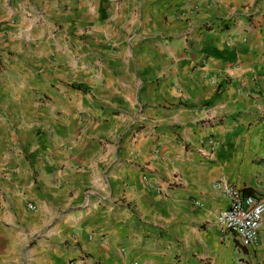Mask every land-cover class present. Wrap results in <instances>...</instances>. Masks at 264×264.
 <instances>
[{
	"label": "crops",
	"instance_id": "1",
	"mask_svg": "<svg viewBox=\"0 0 264 264\" xmlns=\"http://www.w3.org/2000/svg\"><path fill=\"white\" fill-rule=\"evenodd\" d=\"M219 180L264 198V0H0V264H264Z\"/></svg>",
	"mask_w": 264,
	"mask_h": 264
},
{
	"label": "built area",
	"instance_id": "2",
	"mask_svg": "<svg viewBox=\"0 0 264 264\" xmlns=\"http://www.w3.org/2000/svg\"><path fill=\"white\" fill-rule=\"evenodd\" d=\"M244 40L246 41L247 37ZM208 141L214 150L218 142L212 137ZM143 177L151 187L162 190L159 180L151 178L147 173ZM216 186L229 198L228 207L218 215V222L223 231L234 235L246 247L257 246L264 222V198L246 194L241 188L225 180H219ZM29 206L35 207L32 202H29Z\"/></svg>",
	"mask_w": 264,
	"mask_h": 264
}]
</instances>
